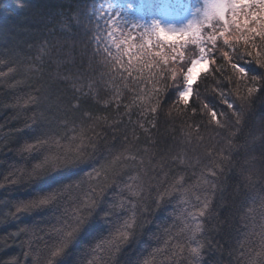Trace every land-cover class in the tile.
I'll return each mask as SVG.
<instances>
[{"label": "trees", "instance_id": "obj_1", "mask_svg": "<svg viewBox=\"0 0 264 264\" xmlns=\"http://www.w3.org/2000/svg\"><path fill=\"white\" fill-rule=\"evenodd\" d=\"M98 4L0 0V264H188L187 251L172 256L176 244L202 245L199 264H264V83L245 103L234 94L235 77L231 85L221 77H202L184 110L173 103L182 78L152 85L143 63L133 61L130 71L115 64L112 56L122 49L115 51L103 37ZM220 44L216 57L223 64L227 49ZM164 51L171 55L170 48ZM122 59L126 66L128 57ZM144 60L152 58L145 54ZM248 71L260 73L255 65ZM165 83L170 87L161 94L153 127L146 122L152 116L141 112L155 105L151 89ZM218 87L241 113L239 125L213 91ZM239 87L246 95V86ZM117 89L120 100L113 102ZM205 103L226 113L225 128L210 122ZM81 131L79 147L74 137ZM37 140L45 143L27 150ZM127 147L136 160L117 165L96 195L103 177L94 169ZM216 163L217 176L209 177ZM179 178L176 190L160 199L158 193ZM205 179L217 187H207ZM128 185H141L143 198L133 196ZM45 195L54 199L31 206ZM88 196L95 201L90 211L84 205ZM206 197L208 215H190ZM130 217L134 227L120 240ZM197 224L200 231L189 239ZM73 229L67 246L52 257Z\"/></svg>", "mask_w": 264, "mask_h": 264}, {"label": "snow or ice", "instance_id": "obj_2", "mask_svg": "<svg viewBox=\"0 0 264 264\" xmlns=\"http://www.w3.org/2000/svg\"><path fill=\"white\" fill-rule=\"evenodd\" d=\"M163 2V0H161ZM105 13L101 12L99 18H104ZM105 23L108 28L107 35L112 38L114 46L120 50L122 49L121 55L112 56L116 65H120L125 71H130L133 68V61L136 63H143L144 68L148 69L152 73V76L148 79V83L155 85L161 81H172L175 82L178 77L182 78L183 86L177 93V99L173 102L174 105L182 106L184 110H187L192 103L194 90L198 87L202 77H208L212 75L213 78L221 77L227 81L229 85L233 83V77L237 84L235 93L237 98L242 102H248L250 97L258 91V86L264 83V0H205L203 6L202 18L199 20H190L184 28L175 29L172 27H163L159 22H153L150 27H145L142 30L137 25H133L131 28L121 29L117 25L115 17L107 15ZM210 30V31H207ZM138 32V36L133 34ZM206 32V35H205ZM235 33V34H233ZM119 34V35H117ZM98 38V37H97ZM137 39L141 42L136 43ZM191 39V42L198 48V55L186 60V54L183 51V46ZM227 50L222 51L223 64H220L216 53L221 51V44ZM242 45V47H241ZM164 46L171 49V55H168L164 51ZM157 50L152 51L153 48ZM106 52L111 56V50L105 49ZM151 57V62H146L144 56ZM123 56L128 57V64L125 66L123 63ZM176 65H179L177 67ZM255 65L260 73L258 75H252L248 71V66ZM143 71V69H142ZM230 73V74H229ZM157 77L159 79H157ZM218 85L220 81H217ZM246 86V95H240L239 85ZM95 87L94 84H90V90ZM170 87L169 84L165 83L162 87H153L151 92L155 98V105L142 111L141 115L144 116L146 113L152 116V119L146 122L155 127L154 116L158 112V106L161 103V94ZM216 91L218 96L221 98V103L226 105L228 110H231V115L235 117V124L241 123V113L236 110L234 102H230L227 99V93L224 92L223 88L213 89ZM120 92L117 91L114 94V101L119 102ZM108 101H105L107 104ZM127 107V106H126ZM203 110L206 111L210 122L219 128H225L226 123L222 120V117L226 115L224 112H218L214 107L209 104H203ZM195 112V109H193ZM87 115V113H85ZM97 120L104 119L102 117H96ZM140 128L147 134L149 129L142 123ZM191 128V126H189ZM192 132H189V136ZM81 140V146H83V140L85 133L80 132L78 137L74 139ZM196 138L199 139V134H196ZM89 141H93L95 137H88ZM45 141L37 140L36 145H30L27 150H34L40 144ZM58 143V142H57ZM91 146L94 148L95 144ZM138 151V150H137ZM148 151L147 149L145 150ZM127 154V155H126ZM211 154V153H209ZM136 155L133 154L132 148L127 147L123 152L116 155L113 160L105 165H102L99 170H95L97 178L103 177L98 182L97 187L100 188V192H93L99 195L108 184V177L110 174H114L117 171V165L126 160H136ZM173 159H178L180 163H184V159L179 156H173ZM67 160V154L65 155ZM221 160H227L228 157L221 155ZM71 163V161H68ZM142 163V161H141ZM41 167V166H37ZM221 167L220 163H216L212 168L208 169V176H217L216 169ZM91 175V174H89ZM134 179H139L138 177ZM179 178L175 183L166 188L163 192L158 193L160 199L171 194L175 191L177 186L180 185ZM203 183L212 189H215L217 185L209 179H205ZM129 191L133 196H142L141 185H128ZM54 196L45 195L33 201V207H40L48 205ZM199 199V197H197ZM159 200L156 201L159 204ZM85 210L90 211L95 207V201L92 196H88L84 202ZM211 201L207 197L204 199L202 206L197 209L195 214L200 217L208 215L210 210ZM114 207H123V203ZM21 209H17V212ZM77 223L82 224L83 219L78 220ZM124 231L120 233L118 239L127 240L129 232L134 227V217H130L125 221ZM185 225V228H188ZM200 225L197 224L194 229H191L193 235L189 239L195 238V234L200 231ZM76 229L67 231L64 240L62 241L61 247H58L56 251L52 252V257H56L63 251V247L67 246V242L74 236ZM202 245L196 247L188 246L185 248L183 244L173 245L172 256L179 258L184 251H187L189 257L188 264H199L198 257L200 255V249ZM49 264H52L51 260Z\"/></svg>", "mask_w": 264, "mask_h": 264}, {"label": "rangeland", "instance_id": "obj_3", "mask_svg": "<svg viewBox=\"0 0 264 264\" xmlns=\"http://www.w3.org/2000/svg\"><path fill=\"white\" fill-rule=\"evenodd\" d=\"M96 15L99 17L101 12L105 13L102 19L104 35L106 42L110 47L119 52L112 38L108 33L105 23L107 15L115 17L117 25L121 29L131 28L133 25L139 26L142 30L150 27L153 22H159L163 27H172L175 29L184 28L190 20H199L202 18L203 6L205 0H97ZM210 31V30H207ZM133 34L138 36V32ZM119 35V34H117ZM206 35V32H205ZM141 41L137 39L136 43ZM168 48L167 46H164ZM183 51L188 50L190 58L198 55V48L188 40L183 46Z\"/></svg>", "mask_w": 264, "mask_h": 264}]
</instances>
